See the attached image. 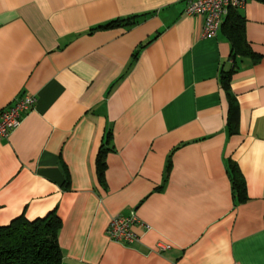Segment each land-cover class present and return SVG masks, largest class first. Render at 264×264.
<instances>
[{
	"label": "crops",
	"instance_id": "obj_1",
	"mask_svg": "<svg viewBox=\"0 0 264 264\" xmlns=\"http://www.w3.org/2000/svg\"><path fill=\"white\" fill-rule=\"evenodd\" d=\"M185 9L0 0V112L37 99L0 141V227L56 213L62 264H264V3L239 10L258 61L233 57L222 31L204 37L205 17ZM132 211L152 231L112 241L111 219Z\"/></svg>",
	"mask_w": 264,
	"mask_h": 264
},
{
	"label": "trees",
	"instance_id": "obj_2",
	"mask_svg": "<svg viewBox=\"0 0 264 264\" xmlns=\"http://www.w3.org/2000/svg\"><path fill=\"white\" fill-rule=\"evenodd\" d=\"M264 3V0H256ZM136 18L114 21L105 27L124 25L133 26ZM246 18L239 10H231L222 25L221 31L232 45L233 57H248L254 61L261 55L254 52L246 37ZM228 74L223 76L224 87L229 92ZM231 126L234 124L235 106L231 103ZM234 131V128H232ZM106 169L105 154L100 153L98 171L100 178L104 177ZM234 185L240 199H246L245 182L236 166H232ZM62 221L56 213L44 218L30 221L24 216L13 220L8 226L0 227V264H62V250L58 243V233Z\"/></svg>",
	"mask_w": 264,
	"mask_h": 264
},
{
	"label": "built area",
	"instance_id": "obj_3",
	"mask_svg": "<svg viewBox=\"0 0 264 264\" xmlns=\"http://www.w3.org/2000/svg\"><path fill=\"white\" fill-rule=\"evenodd\" d=\"M186 2L187 16L201 15L205 17L204 37L216 38L221 32L231 10L244 8L248 0H183ZM36 97L24 94L16 98L8 107L0 112V141L8 139L23 123L25 116L33 111ZM152 231L135 211L128 215L113 217L108 227L110 239L119 244L131 245L142 241L144 235ZM158 252L172 249L171 245L159 242Z\"/></svg>",
	"mask_w": 264,
	"mask_h": 264
}]
</instances>
